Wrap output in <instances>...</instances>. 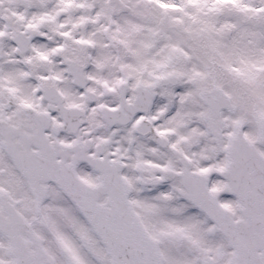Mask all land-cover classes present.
Listing matches in <instances>:
<instances>
[{
    "label": "snow or ice",
    "instance_id": "obj_1",
    "mask_svg": "<svg viewBox=\"0 0 264 264\" xmlns=\"http://www.w3.org/2000/svg\"><path fill=\"white\" fill-rule=\"evenodd\" d=\"M0 264H264V0H0Z\"/></svg>",
    "mask_w": 264,
    "mask_h": 264
}]
</instances>
